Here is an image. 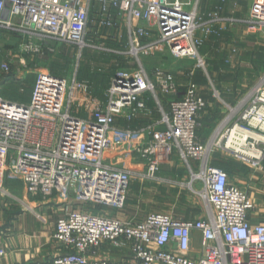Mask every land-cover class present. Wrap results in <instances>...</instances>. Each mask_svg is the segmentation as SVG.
I'll use <instances>...</instances> for the list:
<instances>
[{"label": "built area", "instance_id": "obj_1", "mask_svg": "<svg viewBox=\"0 0 264 264\" xmlns=\"http://www.w3.org/2000/svg\"><path fill=\"white\" fill-rule=\"evenodd\" d=\"M225 1L220 0L222 5ZM201 3L0 0V36L19 32L35 41L24 53H39L37 43L50 41L84 52L95 48L101 30L108 29L119 31L127 54L137 62L134 69L115 74L102 103L76 73L61 76L46 68L35 73L28 103L0 94V193L7 181H18L32 196L57 197L67 205L54 235L64 253L49 264H264V225L251 223L252 201L222 169L209 164L211 148L199 142V119L207 102L197 84L190 81L179 99L175 76L160 68L149 72L143 63L168 51L177 59H195L197 68L205 69L200 48L220 35L225 24H241L253 34L264 30V0H251L245 20L226 19L222 5L202 14ZM0 74L8 81L16 78L9 62L0 63ZM162 96L171 98L168 111ZM150 102L161 114L158 121L135 129L119 126L120 120L133 123L150 113ZM77 108L90 112L89 118L79 117ZM226 126L219 132V146L224 142L226 150L237 153L248 145L250 130L264 133V87H257L240 121ZM176 155L189 168L190 189L206 205V218L186 221L153 212L135 223L74 208L94 203L123 210L133 181L159 182L163 167ZM259 158L253 166L259 167L263 155ZM192 161L200 164L198 172ZM194 232L201 234L203 256L198 260L189 256ZM104 244L129 247L132 258H91ZM4 255L0 251V259Z\"/></svg>", "mask_w": 264, "mask_h": 264}, {"label": "crops", "instance_id": "obj_2", "mask_svg": "<svg viewBox=\"0 0 264 264\" xmlns=\"http://www.w3.org/2000/svg\"><path fill=\"white\" fill-rule=\"evenodd\" d=\"M222 5L220 0H202V14H207ZM223 6L222 16L226 19L245 20L247 19L251 7V0H226ZM233 26H243L241 24H225L226 29L220 35L213 36L211 39H220ZM248 32L247 28H245ZM264 31V30H263ZM249 33V32H248ZM253 34V33H251ZM257 34V33H255ZM261 38H264V32H259ZM202 47L200 48L201 51ZM173 59L174 57L167 51L157 57ZM154 59V58H152ZM145 59V60H152ZM177 59V58H174ZM144 60V61H145ZM160 60V61H162ZM153 69L160 68L172 73L177 79V71H172L164 63L158 62ZM145 65V64H144ZM147 70L151 72L153 69ZM16 81L23 80V76L16 75ZM10 82V81H8ZM187 83L178 82L179 95L181 99L185 93ZM198 90L201 96L207 102L206 109L200 115V128L198 130L199 142L211 148V154L219 147L221 149V168L228 176L230 183L245 191L254 205V209L250 213V221L253 225H264V133L258 130H250L248 134V145L243 147L241 153L224 147L222 142L219 146L220 133L225 132L224 124L227 122V128L240 121L243 113L251 106V100L255 95L257 87H264V80L251 85L237 83L233 91L227 89L223 95L211 96L205 92L198 83ZM234 86V85H233ZM248 86V87H247ZM247 87V88H246ZM235 91L237 93H235ZM30 101V99H29ZM28 101V102H29ZM171 98L162 96L164 109L169 110V102ZM151 103V102H150ZM151 112L154 113L155 121L161 118V114L154 110L151 104L149 105ZM150 113H142L138 120L133 123L122 122L119 126L127 128H141L149 122L143 121L146 115ZM89 118V117H86ZM140 123L137 125L136 123ZM243 124L242 122H240ZM205 132L204 137L201 132ZM220 132V133H219ZM201 137V138H200ZM259 167L253 166V163L260 159ZM211 156V155H210ZM177 160V215L168 213L178 219L186 221H194L207 217V208L204 205V213L197 212L195 194L190 189L191 174L188 166L178 157L172 158L170 164L163 167V171L167 168L175 166ZM191 167L195 172L200 170V165L196 161L191 162ZM162 178V177H161ZM133 187V183L131 189ZM194 188L199 190L201 184H194ZM192 196L194 198H192ZM128 201V200H127ZM203 202V201H202ZM127 205V204H126ZM67 205L61 203L57 198L44 200L37 196H32L27 193L26 188L21 182L7 181L5 183V193H0V251H4L5 255L0 259V264H49L55 258L64 253L62 245L54 238L56 231V223L65 214ZM75 208V207H74ZM126 208V206H125ZM124 208V209H125ZM123 209V210H124ZM105 214L112 218H117L122 221L142 222L129 209L127 212L120 210H111ZM153 213V212H151ZM167 214V213H166ZM190 258L198 260L203 256L201 247V234L194 232L192 237ZM91 258L109 261H124L132 258V253L129 247L123 250L112 248L111 245L104 244ZM159 264V263H158Z\"/></svg>", "mask_w": 264, "mask_h": 264}, {"label": "rangeland", "instance_id": "obj_3", "mask_svg": "<svg viewBox=\"0 0 264 264\" xmlns=\"http://www.w3.org/2000/svg\"><path fill=\"white\" fill-rule=\"evenodd\" d=\"M245 28V26H233L220 39H211L204 43L200 54L206 61L205 69L197 68L198 62L195 59L163 58L162 60L159 56L150 58L152 59L150 61L144 59L143 63L149 69H153L159 64L158 62H162L170 70L177 71L178 82L198 83L211 96L217 97L218 92L223 95L228 88L233 91L238 88L235 86L237 83L251 87L254 83L264 80V38L260 37L259 32L248 33ZM101 31L99 40L93 43L95 48H88L84 52H80L78 47L50 41L44 44L37 43L41 51L36 54L23 52L27 44L35 41L30 42L19 32L2 34L0 63H11L13 73L23 76V80L8 82V78L0 74V94L12 101L28 103L36 81L35 73L39 68H46L61 76L76 73L79 80L89 85L94 100L98 103L104 102L115 74L134 69L137 62L127 54L124 39L118 38L119 31L108 29ZM150 104L156 110L154 102ZM77 109L79 117L90 116V112L86 109ZM154 113V111L150 112L143 121L149 122L148 124L155 122ZM122 122L120 120L119 125ZM139 123L140 121L136 124ZM204 135L205 132H201V136ZM221 156L219 147L211 154L209 164L220 169ZM161 177L159 182L134 180L126 208L120 211L124 213L129 209L140 220L151 212L177 215V160L175 166L165 169ZM194 199L198 207L197 212L203 214L202 199L199 196ZM74 207L77 210L98 214H108V211L115 210L94 203H77Z\"/></svg>", "mask_w": 264, "mask_h": 264}, {"label": "trees", "instance_id": "obj_4", "mask_svg": "<svg viewBox=\"0 0 264 264\" xmlns=\"http://www.w3.org/2000/svg\"><path fill=\"white\" fill-rule=\"evenodd\" d=\"M4 81H5V79H4Z\"/></svg>", "mask_w": 264, "mask_h": 264}]
</instances>
